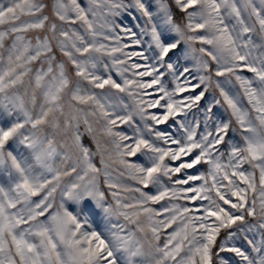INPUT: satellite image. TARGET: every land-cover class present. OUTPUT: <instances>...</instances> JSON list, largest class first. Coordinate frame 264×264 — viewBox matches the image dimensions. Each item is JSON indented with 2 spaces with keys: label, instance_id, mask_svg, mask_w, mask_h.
Instances as JSON below:
<instances>
[{
  "label": "snow or ice",
  "instance_id": "snow-or-ice-1",
  "mask_svg": "<svg viewBox=\"0 0 264 264\" xmlns=\"http://www.w3.org/2000/svg\"><path fill=\"white\" fill-rule=\"evenodd\" d=\"M0 264H264V0H0Z\"/></svg>",
  "mask_w": 264,
  "mask_h": 264
}]
</instances>
